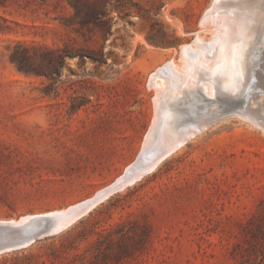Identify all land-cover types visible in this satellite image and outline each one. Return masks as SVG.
I'll list each match as a JSON object with an SVG mask.
<instances>
[{
  "label": "rangeland",
  "instance_id": "1",
  "mask_svg": "<svg viewBox=\"0 0 264 264\" xmlns=\"http://www.w3.org/2000/svg\"><path fill=\"white\" fill-rule=\"evenodd\" d=\"M261 3L0 0V225L43 230L145 160L163 95L193 118L207 98L236 105L207 96L204 62L224 18ZM0 264H264V132L229 117Z\"/></svg>",
  "mask_w": 264,
  "mask_h": 264
},
{
  "label": "bare ground",
  "instance_id": "2",
  "mask_svg": "<svg viewBox=\"0 0 264 264\" xmlns=\"http://www.w3.org/2000/svg\"><path fill=\"white\" fill-rule=\"evenodd\" d=\"M261 8H263L264 11V3L258 4L254 11H250L248 10V8H243L242 6L229 17H225V26H222L221 32L219 33V40H217V44L215 45V56L214 58L207 59L204 62L205 68L203 69L202 75H207L211 79L217 80L214 82L215 85L214 83L205 84V89L208 93L207 96L211 97V94L213 93V88L216 91H219L218 89H221L229 94L237 95L241 99L240 103H242L238 106L240 112L236 114H225L219 117L218 119H215L211 116L207 118L211 114L210 112H208V110H205L203 111V113L198 115V118L186 117L184 114L181 115V108L180 106H178L177 101L173 102L171 98L168 99V96L165 97L163 95L160 99L159 108L157 110L158 118L153 125V137L155 139L154 150L160 149L161 147H165L166 145L171 143H176L169 150L172 151L181 146L183 143H185V141L195 138L207 129L217 125L219 122L229 120V117L232 116L237 117L238 121L244 122L245 124L250 126L258 127L262 130V132H264V105L259 104L258 102L260 101L253 100L252 103H255L257 105V108L254 109V107H249V102L251 101V99H254L252 93H254L256 88L260 85L258 81L253 82L252 77L255 73L258 76L264 75V12L262 13ZM205 23L206 22H204V24ZM206 26H209V24H206ZM210 26L212 27L211 23ZM213 35L215 36V34ZM196 37H198V35ZM212 43L210 42L208 44L214 45V41ZM205 45H207V43ZM208 48L209 47H207L206 49V53L207 51H210V49ZM199 49L200 47L197 50ZM185 52L182 56L186 54ZM211 52L212 50L210 51V53ZM186 61L190 63L189 59ZM183 62V65L186 64L185 61ZM174 63L173 65L176 66V64ZM178 73H180V71ZM181 74L183 75V72ZM180 79H182L181 76ZM178 85L179 86L177 87L176 92L173 94L175 95L179 92H182L186 95L187 87L185 86H192L193 83H187L183 76V82ZM156 86L157 85H155V88ZM259 94L260 96H262V99L264 101V92L261 90ZM205 118L206 120H203ZM258 121H261V123H259Z\"/></svg>",
  "mask_w": 264,
  "mask_h": 264
},
{
  "label": "water",
  "instance_id": "3",
  "mask_svg": "<svg viewBox=\"0 0 264 264\" xmlns=\"http://www.w3.org/2000/svg\"><path fill=\"white\" fill-rule=\"evenodd\" d=\"M252 81L259 82L260 85L256 88L258 93L261 92V90L264 92V75L258 76L255 73L254 76L252 77ZM253 97H254V100H256L255 99L256 97L255 96ZM240 102L241 101L236 103V105H221V103H219L217 100L207 99L206 101L207 107L205 110H208V112H210L211 114L207 118L211 116V117H214L215 119H218L219 117L225 114L239 113L240 109L238 108V106L242 104ZM249 107H251L250 104H249ZM203 120H206V118ZM258 122L261 123V121H258ZM175 144L176 143H171V144L166 145L165 147H161L160 149L154 150L151 153V155L148 156L145 160H144L145 154H142L140 157H138L136 162H134L132 166L128 168V170L124 173V175L121 178H119L109 188L101 191L100 194L95 199L88 201V202L81 203L75 207L70 208L69 210L65 212H60L53 216L48 217L51 223L43 230H40L35 233H30L26 236L19 237L15 234L18 227H15L13 225V231L11 232V235H9L8 232L4 229L3 225H0V253L23 247L38 237L50 235V234L63 230L64 228L69 226L71 223H73L77 218L83 215L86 209L93 202H95L98 198L104 196L106 193H108L109 191L113 189L121 188L135 181L136 179L144 175L146 172L154 168L157 165V163L170 152L169 150Z\"/></svg>",
  "mask_w": 264,
  "mask_h": 264
}]
</instances>
